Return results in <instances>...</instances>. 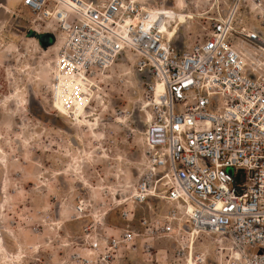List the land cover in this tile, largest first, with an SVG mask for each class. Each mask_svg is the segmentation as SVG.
I'll list each match as a JSON object with an SVG mask.
<instances>
[{"label":"built area","instance_id":"2783aa9c","mask_svg":"<svg viewBox=\"0 0 264 264\" xmlns=\"http://www.w3.org/2000/svg\"><path fill=\"white\" fill-rule=\"evenodd\" d=\"M20 3L55 35L56 70L87 77L132 58L150 76L142 79L151 102L144 170L122 212L126 225L104 246L150 251L158 239L208 236L220 264H264V32L256 25L264 0H230L208 32L180 48L162 30L164 6Z\"/></svg>","mask_w":264,"mask_h":264},{"label":"rangeland","instance_id":"374dc122","mask_svg":"<svg viewBox=\"0 0 264 264\" xmlns=\"http://www.w3.org/2000/svg\"><path fill=\"white\" fill-rule=\"evenodd\" d=\"M137 1L147 7L176 2ZM184 1L193 18L175 33L181 44L208 32L212 16L230 0ZM0 5V154L6 159V168L0 167L6 196L0 194V229L10 235H5L9 253L19 246L16 264H185L184 238L158 239L150 251L104 246L126 225L122 212L133 204L147 155L150 111L144 109L146 93L133 59L87 76L102 101L96 96L88 106L89 126L72 127L74 121L52 106L55 35L20 0H0ZM256 25L264 32L263 17ZM43 34L52 40L47 47L39 43ZM11 92L27 101L21 112L7 99ZM71 137L79 138L77 145ZM94 240L101 242L99 250L91 249ZM217 249L212 238L199 237L195 262L220 264ZM2 257L7 260L2 264H15L12 256Z\"/></svg>","mask_w":264,"mask_h":264},{"label":"bare ground","instance_id":"6f19581e","mask_svg":"<svg viewBox=\"0 0 264 264\" xmlns=\"http://www.w3.org/2000/svg\"><path fill=\"white\" fill-rule=\"evenodd\" d=\"M184 2H185L184 0H176V2L172 7L169 6L170 8L166 7L159 11L165 14V23L163 25L162 30L167 34L169 38L174 37L179 27L185 24L188 21V19L193 18L192 13L187 12L185 10ZM0 7L3 6L0 5ZM151 15L153 16L154 14ZM55 79L57 80L54 89L56 96L52 100V106L60 114L68 116L74 121L72 122L71 126L73 125L84 126L85 124H88L89 126V124L91 123L90 120H85V118L87 117L86 114L88 113L87 112L88 106L91 104V102L97 99L96 96H98V98H100L102 101V98L99 97V95L94 91L97 85L93 81L88 79L82 72L77 74L67 70L66 71L56 70ZM162 92H163L162 85L157 84L154 93V102L160 101L159 96L162 95ZM7 99L10 100L12 106L18 109L19 112L24 110L27 105V101L25 100L23 95L20 94V92H16V93L11 92V95L7 96ZM150 103L151 102H145L144 104L145 110L149 107ZM93 128L94 127H92L91 129L92 133L94 132ZM77 140H75L74 145H77L78 142ZM0 162L2 163L3 168L5 169L6 159L1 154H0ZM2 187H3V183H2ZM2 191L4 194L5 190L2 189ZM3 198L5 199L6 196L3 195ZM194 244H195V239L193 235L192 237H190V240L188 242V248L190 249V251H189V255L186 258L185 264H199L198 262L197 263L194 262L193 259ZM0 249H1L0 254L1 255L3 254L2 257L3 259H5L8 256H12V260H10L12 263L16 264L19 261L20 252L16 251L13 253H9L2 246H0ZM7 254L10 255L6 256ZM5 260L0 261V264L5 263L7 261Z\"/></svg>","mask_w":264,"mask_h":264},{"label":"water","instance_id":"95a60500","mask_svg":"<svg viewBox=\"0 0 264 264\" xmlns=\"http://www.w3.org/2000/svg\"><path fill=\"white\" fill-rule=\"evenodd\" d=\"M49 37H50L49 34H48V35H47V34H43V35L39 36V43H40L41 45L45 46V47L49 46V45L51 44V42H52V40L48 41ZM46 38H48V39H46ZM47 41H48V42H47ZM173 44L175 45V47L180 48V46H181V41L178 40L177 38H175ZM137 75H138V77H139L140 79H145L146 81H149L150 76H149L148 73H146V72H142V73H137ZM70 140H71V142H72L73 144H75V140H74L73 137H71ZM231 171H232V169L230 168V169H229V172H231Z\"/></svg>","mask_w":264,"mask_h":264},{"label":"flooded vegetation","instance_id":"af4514ba","mask_svg":"<svg viewBox=\"0 0 264 264\" xmlns=\"http://www.w3.org/2000/svg\"><path fill=\"white\" fill-rule=\"evenodd\" d=\"M88 112V111H87ZM88 115V114H87ZM93 115V114H92ZM91 115V116H92ZM90 117V116H89ZM88 116L85 118V120L87 119V118H89ZM85 125H87V124H85ZM74 126V125H73ZM72 126V127H73ZM94 128H96L95 126H94ZM75 139L77 138V137H74ZM78 142H79V139H78ZM78 142H77V144H78ZM0 167L2 168V169H4L3 168V165H2V163L0 162ZM0 194L2 195L1 197H2V199H3V191H2V189L0 190ZM5 235L7 236H10L9 235V233H7V231H5V230H1L0 229V246H2L7 252H10V251H8V248H7V246H6V240H5ZM13 240V239H12ZM15 241V240H14ZM17 242V241H16ZM17 248H18V246L16 247V250H17Z\"/></svg>","mask_w":264,"mask_h":264},{"label":"crops","instance_id":"0c3cea01","mask_svg":"<svg viewBox=\"0 0 264 264\" xmlns=\"http://www.w3.org/2000/svg\"><path fill=\"white\" fill-rule=\"evenodd\" d=\"M18 248H19V246H18ZM18 248H17V250H18ZM17 250H16V251H17Z\"/></svg>","mask_w":264,"mask_h":264}]
</instances>
